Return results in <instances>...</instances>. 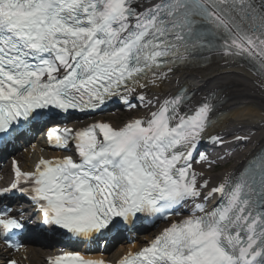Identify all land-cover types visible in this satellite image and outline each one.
<instances>
[{
  "label": "snow or ice",
  "instance_id": "1",
  "mask_svg": "<svg viewBox=\"0 0 264 264\" xmlns=\"http://www.w3.org/2000/svg\"><path fill=\"white\" fill-rule=\"evenodd\" d=\"M213 60L246 66L264 91V0H0V143L109 102L146 110L121 126L48 127L49 147L76 158L41 157L30 171L12 160L0 264H20L26 247L24 213L4 203L12 196L45 229L81 241L141 218L165 224L118 264H264V155L218 185L193 167L216 163L206 145L251 138L215 129L250 120L254 105L228 107L223 90L159 91ZM48 264L106 262L64 251Z\"/></svg>",
  "mask_w": 264,
  "mask_h": 264
},
{
  "label": "bare ground",
  "instance_id": "2",
  "mask_svg": "<svg viewBox=\"0 0 264 264\" xmlns=\"http://www.w3.org/2000/svg\"><path fill=\"white\" fill-rule=\"evenodd\" d=\"M209 72H181L177 76L172 77L168 83H165L159 91L162 95L170 92L175 85L183 84L184 82L193 84L196 89L205 91L221 89L224 94L230 98L228 107H233L236 104H252L254 108L249 115L250 120L243 122H222L216 127L215 132L220 135H229L234 130L239 131L244 136H250L248 146H258L264 142V91L256 86V83L251 81L247 76L240 74L237 71H228L219 67L208 69ZM178 81V83H177ZM194 88V87H193ZM154 91V90H153ZM245 132V133H244ZM240 134V135H241ZM232 136L230 135L229 138ZM250 146V147H251ZM249 148L241 149L237 146V152L230 155L228 160L231 161V166L225 173L209 178L211 183H216L226 175V172H232L239 165L241 160L249 152Z\"/></svg>",
  "mask_w": 264,
  "mask_h": 264
}]
</instances>
